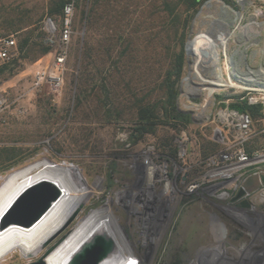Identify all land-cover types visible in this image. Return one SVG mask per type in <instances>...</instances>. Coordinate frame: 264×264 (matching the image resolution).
<instances>
[{
  "label": "built area",
  "instance_id": "1",
  "mask_svg": "<svg viewBox=\"0 0 264 264\" xmlns=\"http://www.w3.org/2000/svg\"><path fill=\"white\" fill-rule=\"evenodd\" d=\"M209 1L198 14L201 28L187 42L188 67L180 81L177 106L192 115L193 126L211 127L206 141L216 146L206 154L201 142L197 147L191 143L188 129L176 137L175 156L169 150L157 152L151 143L140 149L129 143L121 150L119 158L135 173L132 185L171 186L168 196L161 199L156 188L152 204L144 210L142 207L141 215L133 218L131 243L136 264H160L164 220L168 216L169 229L174 223L172 216L191 205L209 209L225 225L226 245L230 243V229L235 235L248 231L245 222L264 239V148L248 150L257 134L255 120L249 111L234 107H259L264 133V0H246L249 3L244 8L235 0H218L239 14L230 24L221 9L206 6ZM75 9L73 1L65 7L59 26L52 19L45 23L46 41L54 50L52 60L37 70L32 90L40 91L47 84L55 94L63 92ZM213 21L218 23L213 26ZM200 32L204 54L198 48L192 55L190 41ZM240 33H244L242 38ZM17 57L16 35L1 37L0 68ZM4 103L0 101V108ZM150 170L154 171L151 182ZM252 179L257 187L249 188ZM241 190L245 195L236 199ZM244 200L250 203L248 208L242 206ZM141 236L147 239L140 240ZM263 260L259 254L254 264H264ZM191 263L197 264V260Z\"/></svg>",
  "mask_w": 264,
  "mask_h": 264
},
{
  "label": "trees",
  "instance_id": "2",
  "mask_svg": "<svg viewBox=\"0 0 264 264\" xmlns=\"http://www.w3.org/2000/svg\"><path fill=\"white\" fill-rule=\"evenodd\" d=\"M70 2L47 0L45 6L30 8L25 2L0 0V38L16 35L18 40V57L0 68V73L17 74L26 63L37 62L53 51L42 22L46 16L63 18ZM202 2L77 0L85 36L74 49L78 72L72 87L73 108L84 109L85 120L130 124L133 145L156 137L175 156L177 135L190 129L194 121L178 108L177 100L188 29ZM142 7H150V17L158 15V20L151 21H160L155 33L146 35L143 23L133 18ZM234 107L249 111L255 121L261 119L259 107ZM262 140L264 133L252 140L248 150L261 149ZM201 143L206 154L216 146L206 140Z\"/></svg>",
  "mask_w": 264,
  "mask_h": 264
},
{
  "label": "rangeland",
  "instance_id": "3",
  "mask_svg": "<svg viewBox=\"0 0 264 264\" xmlns=\"http://www.w3.org/2000/svg\"><path fill=\"white\" fill-rule=\"evenodd\" d=\"M7 1L25 2L26 6L30 8L45 6L47 4V0ZM72 1L75 2L76 7L73 19L74 33L72 35L69 58L66 64L63 92L61 94H55L47 84L40 91L32 90L37 70L52 60L53 51L47 55L49 59L41 62L40 65H36L38 61L26 63L23 70L14 75H11L9 71L4 74L0 73V101H5L3 107L0 108V186L7 176L15 173V171L17 172L20 169L34 165V163L36 164L48 159L55 164L62 165L66 161L80 169L90 188L91 196L86 201L84 215H89L93 210L101 208L110 200V202L114 203V205L112 203L110 205L119 217L121 224V220L125 216H128L126 211L128 206L127 202L130 200L129 188H132V185H130L131 182L128 180L126 182L125 180V177H128V167L126 161H122L119 156L122 153L121 150L127 149V145L131 143V125L103 124L96 120H85L82 118L85 115V110H82V108L79 110L73 108L72 87L73 80H75L78 72L74 49L77 47V41L84 38L85 27L79 24L77 0ZM206 1L208 0H203L201 5H199L190 22L186 39V65L183 75L188 67L187 42L192 33L198 32L201 28V20L198 14ZM238 1L242 5L244 3L247 4L246 0ZM143 8L138 10L133 15V18L143 23L145 26L143 31L146 32V35H149L150 32L155 33L158 29L156 24L160 21H151L158 20V15L152 18L150 17V7L145 8V10ZM48 19H52L59 26V21L62 18L44 17L42 22L44 30L45 23ZM198 35L190 41L189 52ZM179 95L180 90L178 97ZM255 129L257 132L255 138L263 134V126L260 119L255 121ZM211 131L210 126H191L189 129L191 143L197 147V143L208 140V137L210 138ZM149 143L155 145L157 152L168 153V149L161 147L156 137H150L146 141L133 146L136 149H140L141 146L148 145ZM262 148H264V145ZM125 169H127L125 171L127 176L122 177L121 173ZM75 175L71 176L70 173L66 174L67 178H70L71 181L77 179ZM99 177L102 180L98 184ZM129 177L131 179V176ZM254 186L257 187L255 181L252 179L248 187L252 188ZM118 196L121 198L116 200ZM120 203L123 206L117 207V204ZM81 219L79 218L77 222L75 221L61 236L50 241L45 247L43 246L44 243L40 253L35 258L28 260L20 250L14 249L12 250L13 252L10 251L7 256L0 259V264H28L37 260L46 253L48 247L55 246L64 235L71 230L73 231ZM245 235V232L235 235L230 229L228 236L230 243L226 245L228 255L231 257L233 255L237 258V252L234 250V247L239 249V253L246 248V246H242L247 241ZM166 240H168V234L165 237Z\"/></svg>",
  "mask_w": 264,
  "mask_h": 264
},
{
  "label": "bare ground",
  "instance_id": "4",
  "mask_svg": "<svg viewBox=\"0 0 264 264\" xmlns=\"http://www.w3.org/2000/svg\"><path fill=\"white\" fill-rule=\"evenodd\" d=\"M235 1H237V3H239L242 8H244L248 4V1H246L247 4L244 3V5H242L238 0ZM206 6L209 9H221L220 12L223 16H225L224 19L226 20L227 24H230L231 20H234V17L239 16L238 13L232 11L229 7H226L225 4L218 0H211L206 4ZM212 23L213 26H215V24H217L218 22L213 21ZM232 34L236 35V32ZM242 34L244 33H240V38H242ZM201 35L202 32L199 33L190 51L192 55H196L198 53V48L200 53L204 54L205 43H200ZM71 165L77 167L74 164H70L66 161L61 165L55 164L46 159L43 162H38L36 164L34 163V165H30L26 168L20 169L17 172L15 171V173L10 174L4 179V182L0 186V218L8 209L10 204L14 201V199L24 189L40 180H47L56 184L61 189L63 197L58 202L54 203L52 209L32 228L26 230L19 229L13 226L7 229L5 232L0 233V259L4 256H7L10 251L14 249L20 250L21 253H36L41 250L42 245L46 241H48L64 224L72 209L80 201L88 199L89 193H91L89 191L90 188L88 185H84L82 183V180L75 172L70 170ZM67 173H70L71 176L76 174L78 177L76 176L77 179L73 178L74 180L71 181L70 178H67ZM153 173L154 171L150 170V182L154 179ZM81 176L82 178H84L82 173ZM101 180L102 179H100L99 177L97 183H101ZM156 188H158V196L161 199L168 196V191L170 190L171 186L132 185V188H129L130 200L127 202L128 206L126 210L128 217L134 218L135 216H140L142 207L144 210L146 207L152 204V202L155 200L154 197L156 196ZM119 198L121 197L118 196L116 200H118ZM111 203L112 202L108 200V203L104 207L93 210L89 215L83 217L76 225V227H74L73 231L71 230L72 232H68L69 234L67 238L60 245L49 251L46 256V263L66 264L68 258L80 245L83 240L82 238L86 236L87 232L98 230L99 233L103 234L104 232H106L104 230H107L109 235L115 239L121 252L120 257L115 261V263L113 262L112 264H136L135 260L132 258L134 254V246L129 239L127 241L124 238L125 235L123 236L122 233V225L119 221L120 219L113 211V208L110 205ZM112 204L114 205V203ZM118 206L122 207L123 204H117V207ZM243 220H245L244 216ZM246 223L248 222H245V227L248 228V231H245L247 241L242 245L246 246V248L241 250V253H239V249L237 247H234V250L237 252V258L225 257V261H223L222 264H227L229 259L234 260L232 261V264H240L241 262H245L246 260L254 263L259 254L264 256V239H261L260 236L256 234L254 229L250 228V224ZM220 231L224 232L221 233ZM217 232L219 236H217L218 240L220 241L221 237L224 238V249L228 251L226 246L227 228L224 224L219 223V226H217ZM145 239L147 238H145L144 236H141L140 238V240ZM218 243L216 244V246L218 245ZM49 248L50 247H48L47 250ZM216 257L217 256L215 255L211 256L210 261L214 260Z\"/></svg>",
  "mask_w": 264,
  "mask_h": 264
},
{
  "label": "water",
  "instance_id": "5",
  "mask_svg": "<svg viewBox=\"0 0 264 264\" xmlns=\"http://www.w3.org/2000/svg\"><path fill=\"white\" fill-rule=\"evenodd\" d=\"M70 170L75 172L84 185H88L86 179L82 178L81 171L78 167L70 166ZM66 171V170H65ZM73 174V173H72ZM75 175V176H77ZM77 176V177H78ZM245 195V191L241 190L236 197L240 199ZM91 193H89L90 198ZM63 197L61 189L53 182L47 180H40L31 186L24 189L10 204L8 209L0 218V233L5 232L10 227H17L19 229H30L36 225L53 207L54 203L58 202ZM87 199V200H88ZM80 201L69 213L66 221L60 229L43 245L44 247L61 236L79 217L82 213L86 201ZM242 206L248 208L250 203L247 200L242 201ZM106 232L99 233L98 230L87 232L86 236L81 240L82 242L76 250L68 258L66 264H112L120 257L121 252L114 238H112L107 230ZM69 233L64 235L55 246L50 247L45 254L40 256L37 260L28 264H47L46 256L49 251L53 250L56 246L60 245L68 236ZM221 246V244H219ZM212 250H205L197 258V264H222L225 261V255L216 252V248ZM42 249V247H41ZM26 259L31 260L35 258L38 252H22ZM217 256L214 260L210 261V257ZM224 258V259H223ZM231 258H235L232 256ZM223 259V260H222ZM233 259H229L227 264H232ZM251 261L246 260L240 264H250ZM192 264V263H191ZM251 264H254L251 262Z\"/></svg>",
  "mask_w": 264,
  "mask_h": 264
},
{
  "label": "crops",
  "instance_id": "6",
  "mask_svg": "<svg viewBox=\"0 0 264 264\" xmlns=\"http://www.w3.org/2000/svg\"><path fill=\"white\" fill-rule=\"evenodd\" d=\"M48 59L49 56L46 55L38 60L36 65H40L41 62L47 61ZM209 211V209L200 205H191L185 209V213L181 216L177 224L176 232L178 246L182 251L179 264H190L191 261L197 260L199 255L205 250L215 247L218 242L217 246L219 244L221 246L216 248V252L223 253L225 257L231 258L228 255V251L224 249V238L221 237L220 241L218 240L217 226H219V223L217 221L219 220L216 215L209 213ZM220 232L223 233L224 231Z\"/></svg>",
  "mask_w": 264,
  "mask_h": 264
},
{
  "label": "flooded vegetation",
  "instance_id": "7",
  "mask_svg": "<svg viewBox=\"0 0 264 264\" xmlns=\"http://www.w3.org/2000/svg\"><path fill=\"white\" fill-rule=\"evenodd\" d=\"M125 171H127V169H125L123 171V173H121L122 177L126 175ZM127 172H128L127 173L128 177H125V180H126V182H127V180L129 182H131L130 185H132L133 179L135 178V173L132 172L129 169V167H128ZM129 176H131V179ZM122 185H125V184H122ZM126 185H129V184H126ZM105 205H103V206H105ZM85 209H86V204H85V207H84L82 213L77 218L76 222L78 221L79 218H83L86 216V215H84ZM184 213H185V209L182 207L179 213H175L172 216V222H174V223L170 226L169 229H168V216H167V219L164 220V223H165L164 231L165 232L163 234V237L161 238V243H160V247H159L160 250H161V248H164V249L159 251V254H158V256L160 258V264H179V262H180L182 251L180 250L181 248L178 246L179 243H178V238L176 236V232H177V224H178L181 216ZM134 222H135L134 219L130 218L128 216H125V218L123 220H121V224L123 225L122 226L123 236L125 235L124 238H126L127 240L129 239L130 241H132L131 240L132 239L131 231H132ZM167 234H168V240L165 241V237L167 236ZM137 253H138V255H140V251H137ZM167 254H168V257H167Z\"/></svg>",
  "mask_w": 264,
  "mask_h": 264
}]
</instances>
